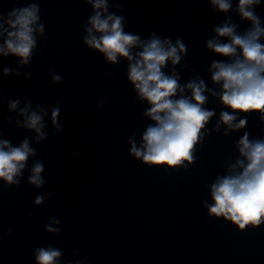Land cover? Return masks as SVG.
I'll use <instances>...</instances> for the list:
<instances>
[{
  "label": "clouds",
  "instance_id": "clouds-1",
  "mask_svg": "<svg viewBox=\"0 0 264 264\" xmlns=\"http://www.w3.org/2000/svg\"><path fill=\"white\" fill-rule=\"evenodd\" d=\"M91 5L92 13L87 24L83 25L87 33L82 42L89 49L101 53L111 64L126 60L127 79L134 87L138 99L149 107L143 115L152 123L148 124L136 143L134 134L129 138L131 145L129 155L142 164L150 167L177 168L191 164L195 159L196 146L205 136L204 129L216 115L214 110L205 107L208 103V92L218 97L224 109L219 113V122L226 126L225 135L240 131L248 125L252 113L259 114L264 122V24L255 11L262 0H238L236 13L241 21H248L249 26L238 31L239 24L232 22L228 16L222 23L214 26L215 35L207 39L206 47L217 57L211 62L209 72L213 84L220 86V91L210 89L205 80L190 78L181 84L180 76L175 71L183 56L187 54V45L181 38L175 42L171 38H161L154 32L146 40L137 34L125 31V18L115 12H109V0H84ZM213 9L219 13H229L233 0H209ZM45 26L40 20V5L32 0L26 6L16 7L6 15L0 12V56L18 58L20 65L31 63L37 47V35L43 37ZM134 49H139L134 51ZM169 62L173 71H164ZM13 69L3 68L5 76L12 74ZM20 75L18 71L14 73ZM31 76V73H28ZM52 80L61 83L62 77L55 72ZM190 93V95H186ZM2 99V97H0ZM21 101H8V109L23 118L15 121L17 128L35 132L37 142L46 139L43 129L46 127L44 116L47 111L39 104L32 110L29 101L20 108ZM101 100L98 107L103 106ZM240 114H243L241 117ZM59 103L51 109V123L57 131L62 128L58 122ZM12 122V117H8ZM3 131L0 129V137ZM239 156L234 163L230 162L226 174L215 178L210 185L211 203L204 202L209 217L223 219L234 225L239 231L253 229L264 224V137H252L244 131L236 143ZM37 155L31 146L28 136L18 145L8 139L0 138V181L7 186H19L26 169L30 175L27 183L41 188L45 179L42 161H35L28 168L30 157ZM52 193L35 197V204L41 205L50 199ZM75 203V201H73ZM31 215V213H29ZM60 220L52 217L45 225V232L59 235ZM9 229L8 234L11 235ZM35 264H61L63 252L51 245L34 249ZM75 264H82L75 261Z\"/></svg>",
  "mask_w": 264,
  "mask_h": 264
}]
</instances>
